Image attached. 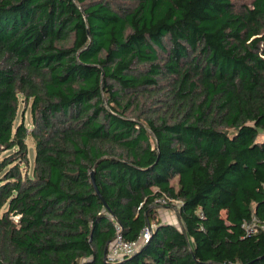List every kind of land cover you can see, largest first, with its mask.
Returning <instances> with one entry per match:
<instances>
[{"label":"trees","instance_id":"trees-1","mask_svg":"<svg viewBox=\"0 0 264 264\" xmlns=\"http://www.w3.org/2000/svg\"><path fill=\"white\" fill-rule=\"evenodd\" d=\"M126 1L0 0V264H264V0Z\"/></svg>","mask_w":264,"mask_h":264},{"label":"rangeland","instance_id":"rangeland-1","mask_svg":"<svg viewBox=\"0 0 264 264\" xmlns=\"http://www.w3.org/2000/svg\"><path fill=\"white\" fill-rule=\"evenodd\" d=\"M249 0H234L235 4L237 7H240L241 4H246ZM107 2L110 3L111 6L117 8H126L130 6L129 1L126 0H107ZM138 71H142L141 66H136ZM150 101H146L145 105H148ZM21 117L24 119V122L27 125L31 124V118H30V113H29V105H24L23 101H20L19 107L17 110V117L16 121H19ZM27 147L29 148V168L31 170L32 168V157L34 154V142L31 137L27 138L26 140ZM158 215L157 218L160 219L163 222H171L175 225H178V218H177V213L176 210H174L171 206L169 205H161L158 207Z\"/></svg>","mask_w":264,"mask_h":264},{"label":"built area","instance_id":"built-area-1","mask_svg":"<svg viewBox=\"0 0 264 264\" xmlns=\"http://www.w3.org/2000/svg\"><path fill=\"white\" fill-rule=\"evenodd\" d=\"M157 202L163 205L165 204L166 199L160 198L157 200ZM249 230L251 231V228H249ZM148 234H149L148 229L147 228L144 229L141 238L146 239L148 237ZM137 243L138 242L136 241H131L126 239L121 233L119 226H116V233L107 246L105 252V258L108 261H115L125 256H128L135 251L137 247Z\"/></svg>","mask_w":264,"mask_h":264},{"label":"water","instance_id":"water-1","mask_svg":"<svg viewBox=\"0 0 264 264\" xmlns=\"http://www.w3.org/2000/svg\"><path fill=\"white\" fill-rule=\"evenodd\" d=\"M91 180H92V182H94V180H93V174L91 173Z\"/></svg>","mask_w":264,"mask_h":264}]
</instances>
